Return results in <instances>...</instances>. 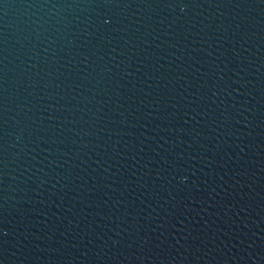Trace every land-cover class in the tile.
I'll use <instances>...</instances> for the list:
<instances>
[{"label": "water", "instance_id": "95a60500", "mask_svg": "<svg viewBox=\"0 0 264 264\" xmlns=\"http://www.w3.org/2000/svg\"><path fill=\"white\" fill-rule=\"evenodd\" d=\"M0 264H264V0H0Z\"/></svg>", "mask_w": 264, "mask_h": 264}]
</instances>
